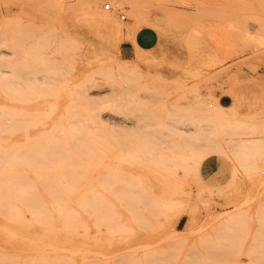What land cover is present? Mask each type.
I'll return each instance as SVG.
<instances>
[{
  "label": "rangeland",
  "instance_id": "1",
  "mask_svg": "<svg viewBox=\"0 0 264 264\" xmlns=\"http://www.w3.org/2000/svg\"><path fill=\"white\" fill-rule=\"evenodd\" d=\"M211 17L249 53L213 69ZM145 25L183 52L121 59ZM262 69L264 0H0V264H264Z\"/></svg>",
  "mask_w": 264,
  "mask_h": 264
},
{
  "label": "crops",
  "instance_id": "2",
  "mask_svg": "<svg viewBox=\"0 0 264 264\" xmlns=\"http://www.w3.org/2000/svg\"><path fill=\"white\" fill-rule=\"evenodd\" d=\"M198 25L199 36L211 55V61L215 64L213 69H217L222 64H228L249 53L248 49L244 48L243 38L240 40L238 37L241 32L245 33V28L238 31L227 21L212 17L202 19ZM118 37L121 39L117 43L120 58L134 60L133 62L136 64L141 60L140 55L136 56L138 51H152L159 55L168 54V56L183 52L178 47L179 43L175 42L173 37L165 32L164 26L160 30L148 25L137 30H128L125 27ZM262 71L264 73V69ZM217 100L218 108L228 109L233 104L232 97L227 93H219ZM222 169L221 164L212 167L209 162L203 167L204 175L211 181L223 171Z\"/></svg>",
  "mask_w": 264,
  "mask_h": 264
},
{
  "label": "bare ground",
  "instance_id": "3",
  "mask_svg": "<svg viewBox=\"0 0 264 264\" xmlns=\"http://www.w3.org/2000/svg\"><path fill=\"white\" fill-rule=\"evenodd\" d=\"M104 4H106V2H105ZM43 62H44V61H43ZM48 62H49V61H48ZM49 63H50V65H51V62H49ZM49 63H47V61H46V65H47V64L49 65ZM40 64H44V63H40ZM33 65H34V64H33ZM46 65H45V67H46ZM55 65L58 67L57 64H55ZM56 66H55V67H56ZM59 66H60V65H59ZM123 66H124V65H123ZM33 67H34V66H33ZM33 67H32V68H33ZM36 67H37V66L35 65V68H36ZM10 68H11V67H10ZM38 68L40 69V65L38 66ZM11 69H12V68H11ZM33 69H34V68H33ZM1 70H2V69H1ZM2 71H4V69H3ZM37 71H39V70L37 69ZM37 71H35V72H37ZM40 71H41V70H40ZM41 73H42V72H41ZM42 75H43V73H42ZM36 76H37V75H36ZM36 76H35V78H34V76H33V78L36 79ZM29 77H31V76H29ZM40 77H41V76H40ZM33 78H31V81H32ZM44 78H45V77H44ZM44 78H43V81L45 82V79H44ZM37 79H38V78H37ZM37 79H36V80H37ZM39 80H40V79H39ZM41 80H42V79H41ZM26 81H27V80H26ZM8 82H11V83H12L11 80L8 81ZM11 88H12V87H11ZM9 89H10V88H9ZM12 89H14V88H12ZM12 95H13V93H12ZM17 95H18V94H17ZM10 107H11V106H10ZM232 114H234V113H232ZM11 116H12V115H11ZM13 116H14V115H13ZM15 116H16V115H15ZM15 116H14V117H15ZM14 117H11V118H14ZM8 120H10V119H8ZM11 121H12V120H11ZM0 122L3 123L4 121H0ZM13 122H14V124H16V121H13ZM17 122H18V121H17ZM18 123H19V122H18ZM0 124H1V123H0ZM242 125H243V122H241V121H237V122L234 124V127L236 126V127L238 128V127H240V126H242ZM232 126H233V125H232ZM223 128H224V127H223ZM225 128H226V127H225ZM0 129H1V125H0ZM3 129H4V128H3ZM1 130H2V129H1ZM222 130H223V129H222ZM225 130H226V129H225ZM4 131H5V130H4ZM1 132H2V131H1ZM231 132H232V131H231ZM237 136H238V135H236L235 137L237 138ZM238 137H240V136H238ZM0 138H1V137H0ZM257 139H258V138H257ZM69 140H72V139H69ZM210 140H211V139H210ZM211 141H212V140H211ZM223 141H224V143H225V140H223ZM260 141H261V140H260ZM27 144H28V143H27ZM29 144L31 145L30 142H29ZM29 144H28V146H26V147H30ZM232 144H233V143H232ZM59 145H60V144H59ZM67 145H68V147L66 148L67 150H70V148L73 147V146L70 145V144H67ZM230 145H231V144H230ZM234 145H235V144H234ZM13 146H14V145H13ZM13 146H12V147H13ZM50 146H51V145H50ZM50 146H49V148H50ZM54 146H55V144H54ZM57 146H58V145H57ZM61 146H62V145H61ZM70 146H71V147H70ZM7 147H8V146H7ZM31 147H34L35 149L37 148V146H34V145H32ZM58 147H60V146H58ZM69 147H70V148H69ZM5 148H6V147H5ZM15 148H17V145H16ZM21 149H25V148H21ZM29 149H30V148H29ZM29 149H27V151H26V149H25V151H21V150H18V149H17L18 151H17L16 153H13V154L17 155L18 153L22 152V153H21V155H22L23 152H24L25 154H28V153L33 152V149H30V150H32V151H31V152H30V151L28 152ZM72 149H73V148H72ZM72 149H71L70 152H72ZM5 150H6V149H5ZM5 150H4V152H5ZM14 150H15V149H14ZM14 150H13V151H14ZM9 151H10V150H9ZM47 151H48V150H47ZM47 151L45 150L44 152L46 153ZM26 152H28V153H26ZM6 153H8L7 150H6ZM9 153H10V152H9ZM50 153H51V152H50ZM50 153H49V151H48V155H49ZM60 153H61L60 155H62V153H64V152H60ZM53 154H54V153L52 152V155H53ZM55 154H56V153H55ZM66 154H68V153L65 152L62 156H64V155L66 156ZM0 155H1V154H0ZM6 155H7V156H6ZM8 155H10V154H5V155H4V157H7V160H8ZM18 155H20V154H18ZM18 155H17V156H18ZM29 155H30V154L26 155V157L29 156ZM31 155H33V154L31 153ZM31 155L29 156V159L32 158V160L37 156V155L35 154V155H33V156L31 157ZM45 155L47 156V154H44V157H45V158L43 157V160H44V161H45V159L47 158ZM58 155H59V154H58ZM2 156H3V155H2ZM2 156H0V157L2 158ZM10 156H12V155H10ZM10 156H9V157H10ZM22 157H23L22 159H26V158H24L23 155H22ZM37 157H38V156H37ZM53 157H54V158L52 159L53 161L51 160L50 157H48L46 160H49L50 163L53 162L54 164H56V163H55V160H56L55 158H56V156L54 155ZM69 157H70V155H69ZM58 158H59V157H58ZM61 158H62V157H60V159H61ZM18 159H20L19 156H18ZM18 159H17V160H18ZM4 160H5V159H4ZM14 160H15V159H14ZM32 160H29V161L25 160V162H24V160H23V162H24L23 164L27 165V164H26V161H27V162H31ZM39 160H41V159H39ZM44 161H43V162H44ZM63 161H64V160H63ZM65 161H66V159H65ZM71 161H73V159H72ZM3 162H4V161H3ZM3 162H2V160H1V161H0V164H2ZM15 162H16V161H15ZM34 162L37 163L38 161H34ZM41 162H42V160H41ZM20 163H21V162H20ZM35 163H32L33 166H32V165H31V166H32L33 169L36 171V169L34 168V165H35V167L37 168V165H38L40 162H39L38 164H35ZM64 163H65V162H64ZM45 164H46V161H45ZM45 164L43 163V165H45ZM67 164H70V163L67 162ZM67 164H66V165H67ZM21 165H22V163H21ZM21 165H20V166H21ZM59 165H60V164H59ZM59 165H58V166H59ZM66 165L64 164V166H65L64 169H63V167L61 168L63 172L66 171V170H65L66 167H67ZM0 166H1V165H0ZM39 166H40V164H39ZM39 166H38V167H39ZM55 166H56V165H55ZM61 166H63V165H61ZM40 167H42V166H40ZM17 168H18V167H17ZM17 168H16V169H17ZM21 168H22V167H19L18 169L21 171ZM45 168H46V167H45ZM12 169H14V168L12 167ZM52 169L55 170V168H52ZM52 169H51V170H52ZM59 169H60V168H59ZM68 169H69V168H68ZM0 170H1V169H0ZM38 170H40V169H38ZM48 170H49V169H48ZM48 170H47V171H48ZM64 170H65V171H64ZM14 171H15V170H14ZM16 171H17V170H16ZM35 171H34V172H35ZM47 171H45V173H47ZM6 172H7V171H6ZM8 172H9V171H8ZM17 172H18V171H17ZM17 172H16V173H17ZM21 172L24 173V169H22ZM40 172H41V171H40ZM50 172H51V171H50ZM67 172H68V171H67ZM47 174H48V173H47ZM47 174H46V177L48 176V178H45V180H47V182H50V183H51V181L48 180V179H49V175H47ZM50 174H51V173H50ZM54 174H55V173H54ZM63 174H64V177H66V178L68 177V176H66V173H63ZM7 175H8V174H7ZM24 175H25V173H24ZM51 175H52V174H51ZM0 176H1V175H0ZM56 176H57V174H56ZM18 177H22V176H18ZM51 177H52V176H50V178H51ZM54 177H55V176H54ZM7 178H9V177H7ZM24 178H25V176L22 177V179H21V178H19V179H20V180H23ZM66 178H65V179H66ZM68 178H69V177H68ZM68 178H67V179H68ZM75 178H76V177H75ZM19 179H18V181H17L18 183H19ZM54 179L57 181L56 178H54ZM24 180H26V178H25ZM39 180H40V177H39ZM40 181H41V180H40ZM23 182H25V181H23ZM27 182H28V181H27ZM30 182H31V181H30ZM42 182H43V180H42ZM50 183H49V184H50ZM23 184H24V183H23ZM17 185H18V184H17ZM53 185H54V182H53ZM49 186L51 187V186H52V183H51ZM58 186H59V185H58ZM75 186H77V185H75ZM187 186H188V184H187ZM25 188H26V187H25ZM55 188H56V187H54V190H57V189H55ZM74 188H75V187H74ZM187 188H188V187H187ZM52 189H53V188H52ZM60 189H61V188H60ZM1 191H2V190H1ZM20 191H21V190H20ZM132 191H133V190H132ZM51 192H52V190H51ZM61 192H62V191H61ZM75 192H76V191H75ZM75 192H74V193H75ZM133 192H134V191H133ZM2 193H3V192H2ZM131 193H132V192H131ZM29 194H30V193H29ZM58 194H59V193H58ZM0 195H1V192H0ZM52 195H54V194H52ZM4 196H5V195H4ZM4 196H3V197H4ZM16 196H17V195H16ZM55 196H57V195H55ZM135 197H136V196H135ZM30 198L32 199V197H30ZM30 198H29V199H30ZM0 199H1V197H0ZM6 200H7V199H6ZM6 200H5V201H6ZM5 201H4V202H5ZM67 201H68V200H67ZM23 202H24V201H23ZM36 202H37V201H36ZM36 202L34 201L35 204H36ZM135 202H136V201H135ZM135 202H133V203H135ZM0 203H1V202H0ZM32 203H33V202H31V204H32ZM141 203H143V202H141ZM9 204H10V203H9ZM13 205H14V204H13ZM136 205H137V202H136ZM3 206H4V205H3ZM37 206H38V205L36 204V207H37ZM39 206H40V205H39ZM9 207H10V205H9L7 208H9ZM14 207H16V204L14 205ZM27 207H28V205H27ZM34 207H35V206H34ZM263 207H264V206H263ZM12 208H13V207H12ZM64 208H65V207H64ZM64 208L62 207V208H60V209H63V211H64ZM66 208L68 209V206H66ZM41 209H44V207L42 208V206H41V207H40V210H41ZM137 209H138V208H137ZM147 209H149V210H148V212H149V211H150V208H147ZM15 210H16V209H15ZM38 210H39V209H38ZM57 210H58V209H57ZM134 210H136V207H134ZM151 210H152V208H151ZM45 211H46V209H45ZM47 211H48V210H47ZM47 211H46V212H47ZM63 211L60 210V213H66L68 210H67L66 212H63ZM70 211H72V210H69V212H70ZM145 211H146V209H145ZM153 211H155V210H152V213H153ZM16 212H17V211H15L14 214H15ZM33 212L35 213L36 211L33 210ZM43 212H44V210H43ZM146 212H147V211H146ZM156 212H157V211H156ZM40 213H41V212H40ZM49 213H50V212H49ZM60 213H58V214H60ZM71 213H72V212L68 213V216H69V217H70L71 215H73V213H72V214H71ZM138 213H139V212H136V214H138ZM2 214H3V213H2ZM14 214H13V215H14ZM155 214H156V213H155ZM222 214H223V213H222ZM231 214H232V213H231ZM231 214H228V215H227V217H226V218L223 220V222H222L223 224H225V225H228V224H229L228 222H230V221H229V217L231 218ZM0 215H1V214H0ZM5 215H6V216L9 215V217L11 216L9 213H8V214H5ZM16 215H17V214H16ZM232 215H233V214H232ZM234 215H235V214H234ZM46 216H47V213L45 214V217H46ZM68 216H67V217H68ZM235 216H236V215H235ZM69 217H68V218H69ZM237 217H238V216H237ZM39 218L41 219V217H39ZM42 218H43V217H42ZM71 218H72V216H71ZM71 218H70V219H71ZM74 218L76 219L75 216H74ZM140 218H141V217H140ZM143 218H144V217H143ZM143 218H141V220H142ZM233 218H234V217H233ZM101 219H102V218H101ZM42 220H43V219H42ZM102 220H103V219H102ZM231 220H232V219H231ZM75 221H76V220H75ZM105 221H106V220H105ZM143 221H144V220H143ZM68 222H70V221H68ZM99 222H103V221L100 220ZM114 222H115V221H114ZM147 222H148V220H147ZM70 223H71V222H70ZM72 223H73V222H72ZM75 223H76V222H75ZM143 223H144V222H143ZM217 223H218V222H217ZM222 223H220V224H222ZM73 224H74V223H73ZM99 224H100V223H98V225H99ZM115 224H116V223H115ZM233 224H234V223H233ZM71 225H72V224H71ZM113 225H114V223H113ZM72 226H74V225H72ZM99 226H100V225H99ZM110 226H111V225H110ZM74 227H75V226H74ZM114 227H115V226H114ZM225 227H226V226H225ZM229 227H230V226H229ZM97 228H98V227H97ZM115 228H116V227H115ZM66 230H67V229H66ZM69 230H70V229H69ZM100 230H101V229H100ZM71 231H73V229H72ZM222 231H223V230H222ZM224 232H225V231H224ZM215 233H217V232H215ZM221 233H222V232H221ZM225 234H227V233H225ZM225 234H223V235H225ZM218 235H219V234H218ZM227 236H228V235H227ZM221 237H222V235H221ZM119 251H120V250H119ZM130 253H131V252H130ZM130 253H129V254H130ZM114 254H115V253H114ZM124 254H125V253H124ZM124 254H123V256H127V255H126L127 253H126L125 255H124ZM116 256H117V255H116Z\"/></svg>",
  "mask_w": 264,
  "mask_h": 264
},
{
  "label": "built area",
  "instance_id": "4",
  "mask_svg": "<svg viewBox=\"0 0 264 264\" xmlns=\"http://www.w3.org/2000/svg\"><path fill=\"white\" fill-rule=\"evenodd\" d=\"M103 7H104L105 9H111V8H112V6H111L110 3H106V4H104ZM120 18L123 19V20H125V19H126V16H125L124 14L120 13Z\"/></svg>",
  "mask_w": 264,
  "mask_h": 264
}]
</instances>
